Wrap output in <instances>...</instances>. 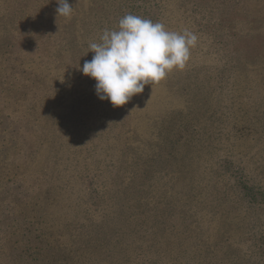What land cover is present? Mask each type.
Returning a JSON list of instances; mask_svg holds the SVG:
<instances>
[{
    "label": "rangeland",
    "instance_id": "374dc122",
    "mask_svg": "<svg viewBox=\"0 0 264 264\" xmlns=\"http://www.w3.org/2000/svg\"><path fill=\"white\" fill-rule=\"evenodd\" d=\"M58 3L0 0V264H264V0H126L197 43L122 107Z\"/></svg>",
    "mask_w": 264,
    "mask_h": 264
},
{
    "label": "clouds",
    "instance_id": "9594fccd",
    "mask_svg": "<svg viewBox=\"0 0 264 264\" xmlns=\"http://www.w3.org/2000/svg\"><path fill=\"white\" fill-rule=\"evenodd\" d=\"M56 12L70 18L73 6L69 0H61ZM196 43L192 32L169 31L160 22L127 14L119 20L118 30L106 29L99 43L89 44L94 55L81 71L96 81L101 101L122 107L143 93L146 85L159 83L173 70H182Z\"/></svg>",
    "mask_w": 264,
    "mask_h": 264
},
{
    "label": "trees",
    "instance_id": "16d2710c",
    "mask_svg": "<svg viewBox=\"0 0 264 264\" xmlns=\"http://www.w3.org/2000/svg\"><path fill=\"white\" fill-rule=\"evenodd\" d=\"M58 1L61 2V0H58ZM82 1L83 0H69V3L73 6V13L71 15V19L73 20L75 18L76 22H78L80 25V26H77V28H73L71 33L67 32V34H69L68 36L69 42H76L79 39L77 38L79 33L82 34L83 33L82 30H84L85 28L83 27V24H85L87 20L88 22L91 21V19L94 21L95 24L101 25L102 34L104 30L106 29L107 30H118L119 20L122 18V14H123L122 11L125 9L126 0H123L122 3H121L122 0L114 1V4L117 6V10L112 9V7H109L111 6L110 0H102L103 4L100 3V0H85L83 2ZM97 4H102L101 6L102 10L101 12H96L95 14H93V16H91L92 15L91 13L96 8L93 6ZM86 14L87 15L89 14V16H86ZM218 112H219L218 110L214 111L212 108H210L206 112V114L207 115L209 114L211 116H216ZM203 115H205V113ZM213 119L214 118H212L211 121L215 120ZM183 133H187V132L183 131ZM188 134H190V136L187 137L184 143L186 150L190 146L191 149L197 152H200V153L207 152V154H212L210 149H214L215 147L217 149V146L214 144L217 138H210L211 136H207L209 138H204L203 136H206L205 131H194V133L192 131H189ZM177 144L178 146H180L179 143ZM181 156H185V154H181Z\"/></svg>",
    "mask_w": 264,
    "mask_h": 264
}]
</instances>
